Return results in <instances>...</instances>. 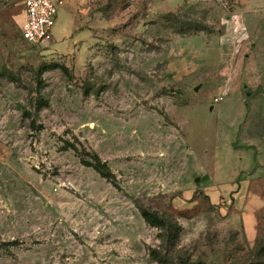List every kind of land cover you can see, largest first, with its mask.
I'll return each mask as SVG.
<instances>
[{
    "label": "rangeland",
    "instance_id": "rangeland-1",
    "mask_svg": "<svg viewBox=\"0 0 264 264\" xmlns=\"http://www.w3.org/2000/svg\"><path fill=\"white\" fill-rule=\"evenodd\" d=\"M14 2L0 0V264H264V0H64V49L62 14L31 44ZM241 9L248 39L227 38ZM245 40L252 69L223 82L224 45Z\"/></svg>",
    "mask_w": 264,
    "mask_h": 264
},
{
    "label": "crops",
    "instance_id": "crops-1",
    "mask_svg": "<svg viewBox=\"0 0 264 264\" xmlns=\"http://www.w3.org/2000/svg\"><path fill=\"white\" fill-rule=\"evenodd\" d=\"M76 2H78L83 7H86V8H83V10L85 12H86V10H88L90 8L88 6L90 0H87L86 2H83L81 0H76ZM13 6L14 7L17 6L19 9V12L17 14V17H18L17 20L20 22L19 27H21V25L24 21V18H25L23 0H18L17 3L14 2ZM7 7H11V4L6 3L3 5H0V8H3V9H5ZM66 10H67V7H63V8L61 7L58 10V13H57L56 19H55V23L53 26V28H54L57 21H58L59 14H62L65 18L66 25L64 27V31H63L61 37L54 39L53 33H52V37H53L52 40L54 42V45L58 49L59 48L64 49L65 46L68 47L71 45L67 38L70 37L69 35L72 32V26L74 25V20L69 19V17H67V15L65 14ZM245 12H247L246 9H241L239 11L233 10L232 12H229V15L227 16L228 22L225 25L226 26L225 33H226L227 38H230V39L231 38H237V37L243 36V34H246L245 37H246V39H248V33H247L248 29H247V24L245 22L246 17L244 14ZM87 20H88L87 18L83 17L82 20H80L79 22L86 23ZM53 28H52V30H53ZM55 31H56V29H55ZM86 32L87 31H85V30L81 31L78 36H85ZM188 38H192L191 42H192V40H195L194 36H191ZM247 43H248L247 40H245L244 43H240V45L237 47H234L233 44H228V43L224 45L225 52L223 54V60L221 61V63L224 65L223 70L226 73V77L223 78V82H227L230 80V82L233 83L232 81H235L238 79V78L237 79L235 78L236 75L243 76L252 69L251 66L247 65L248 63H246L244 67L242 64L243 55H246V51H247V46H248ZM211 45H212L211 40H208L205 42L203 47H201L202 53H204L208 59H209V55H210ZM205 63L207 65L209 62L206 61V59H205ZM195 64L198 66L200 64V62L195 63ZM174 67H175V65L172 67V69H175Z\"/></svg>",
    "mask_w": 264,
    "mask_h": 264
},
{
    "label": "built area",
    "instance_id": "built-area-1",
    "mask_svg": "<svg viewBox=\"0 0 264 264\" xmlns=\"http://www.w3.org/2000/svg\"><path fill=\"white\" fill-rule=\"evenodd\" d=\"M63 4L64 0H23L25 18L20 27L21 37L31 44L48 43L52 39L56 15ZM213 100L218 102L221 97Z\"/></svg>",
    "mask_w": 264,
    "mask_h": 264
},
{
    "label": "trees",
    "instance_id": "trees-1",
    "mask_svg": "<svg viewBox=\"0 0 264 264\" xmlns=\"http://www.w3.org/2000/svg\"><path fill=\"white\" fill-rule=\"evenodd\" d=\"M178 33H179V31H178ZM180 33H182V31L180 30ZM93 159V161H84L85 163V165H87V166H90V167H92L93 169H95L98 173H100V174H102V175H104V173L102 172L105 168H107L106 167V164H104L98 157H97V155H93V157H92ZM141 214H142V216L145 218V220L148 222V223H156V222H159L158 224H159V226L161 227H163L164 225H162L163 224V221L161 220V219H159L157 216H156V212H151V211H149V210H147V209H141Z\"/></svg>",
    "mask_w": 264,
    "mask_h": 264
},
{
    "label": "water",
    "instance_id": "water-1",
    "mask_svg": "<svg viewBox=\"0 0 264 264\" xmlns=\"http://www.w3.org/2000/svg\"><path fill=\"white\" fill-rule=\"evenodd\" d=\"M198 87L196 86V87H194V90H196Z\"/></svg>",
    "mask_w": 264,
    "mask_h": 264
}]
</instances>
